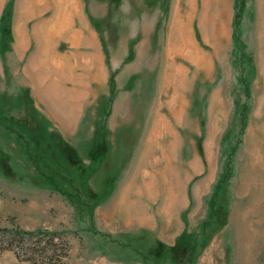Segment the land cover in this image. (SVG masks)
Wrapping results in <instances>:
<instances>
[{"label": "rangeland", "instance_id": "obj_1", "mask_svg": "<svg viewBox=\"0 0 264 264\" xmlns=\"http://www.w3.org/2000/svg\"><path fill=\"white\" fill-rule=\"evenodd\" d=\"M174 1L82 0L87 22L63 16L73 43L58 39L47 54L33 30L55 33V9L26 7L19 20L20 5L0 0V228L63 232L62 264H264L256 0L238 19V0ZM19 26L29 37L20 48ZM177 36L192 42L181 55ZM144 146V156L159 150L166 177L137 163ZM104 197L97 233L92 208ZM0 264L31 263L4 250Z\"/></svg>", "mask_w": 264, "mask_h": 264}, {"label": "crops", "instance_id": "obj_2", "mask_svg": "<svg viewBox=\"0 0 264 264\" xmlns=\"http://www.w3.org/2000/svg\"><path fill=\"white\" fill-rule=\"evenodd\" d=\"M81 1L82 0H14L13 6H15L16 8H18V6L20 5V8H19V11H18V14H17L19 20H20V17H23L24 14H26V7L27 8L28 7L29 8H32V9H34V13H40V14L42 13V10L43 9H52L53 8V9H55L53 11V18L48 19L46 21V23L51 24V22L54 21L53 23L59 24V23H62L64 21H69V20L64 19L63 16H67L68 17V16H71V15H74V16L75 15H78L79 22L80 23H86L87 22L86 19L83 18L84 15H82L81 14V11L79 10V8L81 7V5H83L81 3ZM180 1L181 0H175L174 1L175 7H177L180 4ZM185 1L186 2H192L193 0H185ZM202 1L204 2V0H202ZM225 1L226 0H224V3L222 4L223 6L225 4ZM216 3H217V0H216ZM217 4H218V6L221 5L220 3H217ZM24 7H25V12H24V14H22V12H23L22 10H24ZM256 7L258 9L257 10V13H259L258 17H255L256 24H258V28L260 30V32H259V38H258V40H259V46H260V48H263V53H262V55H261V57H260V59L258 61L259 64H260V60H261V58L264 55V16H262V11L264 9V0H256ZM19 14H21V15H19ZM168 17L170 19L171 24H174L175 22L178 23V24L185 23L186 20H188V16L181 17V16H176V15H171V16H168ZM78 34L79 33H77V36L78 37H80L82 35V34H79V35ZM61 39H66L70 43V46H71V42L67 38L64 37V38H61ZM178 40H179V47H181V45H183V43L185 42V39H182V38L179 37ZM92 43H94V41H92ZM167 46H168V43H167ZM219 47L220 46L217 45V43H215L214 48L216 49V51H220L219 50L220 49ZM184 48L185 47L183 46L182 49H181V52H182V50H184ZM144 149H145V146L143 147V150H141L140 159H139V161L137 163L140 164V163H143L144 162L143 165L149 164V166L146 165V169L144 171H145V174L147 175L148 178H153L154 179V175L155 176L156 175L158 176V174H159V171H158L157 168L159 166L160 160L163 159V156L160 157V155H158L157 153H155L156 151H159V150L151 151L147 155L144 156V153H145L144 152L145 151ZM134 171H135V172H133L134 174H132L131 176H129L128 177L129 179L127 181L125 180L126 182L125 181H124V183L121 182V184L123 183V186L120 187V190L119 191L122 193V196H126V194L128 192L130 193V191L133 192L134 186H132V185L135 184V177H136V174L139 171V167H134ZM161 174L164 177L167 176L166 171H163ZM161 174H159V175H161ZM106 198L107 197H104L103 200L100 203L95 204L93 206V208H92V215L96 218L95 219L96 220V223H95V221H93V222L95 224L94 225L95 232H97V233H100L99 231H101V232L107 231V230H105L103 228V223H102L101 218H100L99 223H98V218H97L98 216H103L104 215V212L107 210L103 206L104 200H106ZM123 199H124V197H123ZM115 201L113 202V204L111 202V205H112V209L111 210H115V206H114ZM120 201H122V200H120ZM111 205L109 204V208H111ZM149 221H150V219L147 217V222H149ZM96 224H97V227L98 228L96 227Z\"/></svg>", "mask_w": 264, "mask_h": 264}, {"label": "trees", "instance_id": "obj_3", "mask_svg": "<svg viewBox=\"0 0 264 264\" xmlns=\"http://www.w3.org/2000/svg\"><path fill=\"white\" fill-rule=\"evenodd\" d=\"M237 19L244 6V0H238ZM6 21L10 17L7 7ZM12 250L17 258L31 264H62L69 251L68 241L63 232L47 229L22 230L18 227L0 228V253Z\"/></svg>", "mask_w": 264, "mask_h": 264}, {"label": "bare ground", "instance_id": "obj_4", "mask_svg": "<svg viewBox=\"0 0 264 264\" xmlns=\"http://www.w3.org/2000/svg\"><path fill=\"white\" fill-rule=\"evenodd\" d=\"M217 3H220V4H223L224 3V0H217ZM23 12H22V14H24V12H25V10H22ZM19 15H21V14H19ZM25 15V14H24ZM20 17V16H19ZM22 17H20V19H21ZM20 23V25L22 24L21 22H19ZM69 21H64V22H62V23H59V24H57L56 25V27H55V30H56V32L55 33H53V30H52V28L51 29H48L47 30V33L44 35V36H38V33H39V29H35V30H33V34H35V36H37V37H40V38H42L43 40H44V44H41L39 47H40V49H42L41 51H42V53H47V54H51V50L53 49V45H54V41H56V40H58V39H61V38H67L70 42H72V39H74L73 37H74V33H72L71 32V30L69 29L70 27H69ZM221 27H219V29H216V30H214V36H213V38L215 39V43H217V45H219L220 47V49H221V38H219V35H221L222 33H223V31L220 29ZM179 29V28H178ZM17 30H18V32H19V40H17L18 42H16L17 43V46L20 48L23 44H25V39L26 38H29V37H27V34H26V31L24 30V28H23V26H19V27H17ZM180 32V31H179ZM17 36V35H16ZM222 37V36H221ZM16 39H17V37H16ZM179 37L177 36L176 38H174V40H172V46L173 47H175V49H176V51L178 52V53H180V55L182 54V52H181V49H182V47L184 46L185 48L187 47V45L189 44L190 46H192V42H188L187 41V39L185 40V42L183 43V45H181V47H179ZM188 42V43H187ZM41 43V42H40ZM73 43V42H72ZM169 45H171V44H169ZM188 45V46H189ZM219 49V50H220ZM174 50V49H173ZM53 55V54H52ZM56 55V54H55ZM34 62V61H33ZM167 76V75H166ZM170 81V80H169ZM171 82V81H170ZM166 85H168V84H166ZM170 86V85H169ZM175 90V89H174ZM178 92V91H177ZM174 96H176L175 94H173ZM177 97V96H176ZM172 100V99H171ZM170 100V101H171ZM181 100V99H180ZM166 101V100H165ZM177 101V100H176ZM184 101V100H183ZM172 102V101H171ZM181 102V101H180ZM166 104V103H165ZM167 104H169V102L167 103ZM172 104V103H171ZM167 106V105H166ZM180 107V106H179ZM183 107V106H182ZM167 108H168V106H167ZM180 112V111H179ZM159 115V114H158ZM174 116V115H173ZM177 116V115H176ZM178 117H179V115H178ZM157 118V117H156ZM159 118H161V120L163 119L162 117H159ZM181 118V117H180ZM156 123V122H155ZM157 125V124H156ZM152 126V125H151ZM160 126V125H159ZM154 129V128H153ZM151 135V134H150ZM152 135H157V137H160L161 135H162V131H161V129H155L154 131H153V134ZM162 137V136H161ZM153 139H155V141L157 140V138L155 137V138H153ZM161 141V140H160ZM163 147V146H162ZM168 148L170 149V148H175V143L173 142L171 145L170 144H167V145H165L164 147H163V150H165V149H167L168 150ZM162 150V151H163ZM172 151V150H171ZM165 153V152H164ZM170 156V155H169ZM173 192L175 193L176 192V189H175V187H174V190H173ZM176 197V196H175ZM175 202H176V200H175ZM168 203H169V201H168ZM177 203V202H176ZM176 206V205H175ZM255 234H257V232H255ZM254 234H248V237L251 239L252 238V236H253ZM259 241V240H258Z\"/></svg>", "mask_w": 264, "mask_h": 264}]
</instances>
